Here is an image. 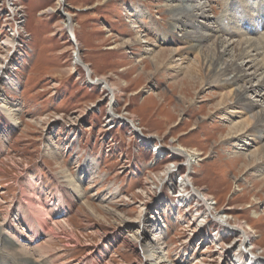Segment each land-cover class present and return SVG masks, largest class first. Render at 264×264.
<instances>
[{
    "label": "rangeland",
    "instance_id": "obj_1",
    "mask_svg": "<svg viewBox=\"0 0 264 264\" xmlns=\"http://www.w3.org/2000/svg\"><path fill=\"white\" fill-rule=\"evenodd\" d=\"M168 1L0 0V228L13 244L9 219L29 238L40 219L45 232L32 247L51 242L57 264H146L135 237L144 213L147 236L164 222L171 264H230L241 238L228 226L247 230L248 248L264 262V177L255 163L246 166L258 147L238 154L232 127L242 117L229 120L220 110V84L186 76L195 53L183 64L171 55L182 33L171 31ZM204 1L211 22L200 19V27L206 23L227 41L249 36L264 45V0ZM65 18L73 19L77 46ZM78 56L114 94L90 81L74 64ZM4 105L17 110L15 120ZM180 147L201 154L199 162L185 166L171 151ZM185 175L209 198L211 213L182 198L191 191ZM33 197L50 211L46 221L26 206ZM53 201L65 216L55 217ZM177 202L179 211L171 212ZM210 214L227 216L228 232Z\"/></svg>",
    "mask_w": 264,
    "mask_h": 264
},
{
    "label": "bare ground",
    "instance_id": "obj_2",
    "mask_svg": "<svg viewBox=\"0 0 264 264\" xmlns=\"http://www.w3.org/2000/svg\"><path fill=\"white\" fill-rule=\"evenodd\" d=\"M168 2H170L171 5H169L167 11L173 20L170 26L171 31L173 34L175 31H179L182 33L181 46L178 45L175 49L171 50V55L174 57H178L176 61H180L183 64L186 58H188L187 56L189 54L195 53L196 58L192 66L188 67L187 71L185 72L187 74L186 76L193 80L195 76L199 75L207 85H212L215 83L220 84L219 89L223 91V94L220 95V110H223V113L229 120L233 117H242V121L232 127V132L235 131L234 139L236 140V143H238L237 145L241 147L237 148V150L240 152L238 154H244V152L248 150L247 147H251L254 145L257 146V151L249 155V157L247 158L248 163H246V166L248 164L255 163V170L257 174H260V176L264 177V45L261 46L258 39H255L254 37L251 38L249 36L245 37V39H242V41H234L232 39L227 41L223 39V37H221L219 33L214 30V28L205 30V26H209L206 25V23H203L205 26L200 27L201 25L199 26V24H197L200 19H203L208 23L211 22L210 17L207 16V12H205L204 10L206 4L204 0H169ZM238 3V5H242L240 3V0ZM232 4L236 5V3L232 2L230 6ZM244 6H242L241 8H244ZM230 8L233 10L232 7ZM234 14L237 15L235 12ZM70 19L68 20L67 18H65V29L70 33L71 39L73 38V40L77 42L74 37V25L72 24ZM159 36L161 35L159 34ZM172 37H174V35ZM9 42L6 41V45L9 44ZM146 43L147 42H142L141 44ZM77 55L78 52H76V56ZM79 56L77 60H75L74 64L84 66L85 64L81 61ZM259 57H261L260 61H258ZM158 58L160 59V61H165L164 59H166V56L163 53ZM171 64L172 68H175V70H178V72L183 71L184 69L182 68V64L174 65L175 62H171ZM84 67L87 70L88 78L92 79L90 81H92L93 84L107 89L111 94L115 93V88L110 86L104 78L94 80L92 78L91 69H89L87 66ZM8 68L10 70L14 69V67L11 66ZM3 109L9 114L12 120H15L17 110H8L7 105H4ZM113 112V110H110V114L114 118L115 114ZM131 122L129 124L130 126L133 125V123ZM141 138L145 137L141 136ZM150 139L151 138H145V140L148 141H150ZM171 151L175 155L184 157L186 160L185 166L189 168L194 163L199 162L196 160V156L201 155H187V149L184 147L172 149ZM176 167L177 165L171 167V169H169L167 173L169 172L168 174H171L172 171H174V168L177 169ZM66 178L68 179V182L70 184H77L72 181L74 179L71 180L70 178H68V176H66ZM182 180L181 181L183 182L184 188H191V191L189 193H187L184 189L185 191L183 192H186L187 194L183 195L182 198L186 199L188 203L191 200L199 201L200 203L204 204V206H206L208 211L211 213L212 211L209 204V198L206 196V194L204 195L203 193L195 189V187H193L190 176L185 175L183 176ZM261 182H264V178L261 179L260 183ZM75 189L79 197L83 196V192L79 189V187ZM61 197L62 196L57 197L55 200L61 199ZM70 204L73 205L74 202H71ZM70 204L66 206L68 210L71 209ZM174 205V210H171V212L175 213L179 211L178 202V206L176 204ZM26 206L30 209L32 208L33 211L36 212V216L43 219V221H46L47 217L49 218L50 211L46 209L42 201L37 204L36 202H34L33 197V199L30 198L29 200H27ZM90 207H87L88 210H90ZM180 207H182V205H180ZM51 208L55 210L56 218L58 216H65V209H62L60 205H56L54 201L51 204ZM160 210H162V208ZM153 213L155 214L156 211H153ZM7 216L8 215L6 213V220L8 218ZM140 216L141 217L136 223V225H138L140 229L138 231L139 235L135 234L137 235L135 237L139 247H142V249L145 250L144 257L141 259L142 262H147L146 264H171L163 247V237L166 228L164 226V222L161 229L159 226H161L162 223H160L159 225L154 223L151 226V235L147 236V231L145 230L147 228V223H149L148 216L144 213H141ZM210 216L212 218H215V222L221 227H224L227 231V216L217 217L212 214H210ZM30 219L31 218L28 216V213L22 215L23 222H29ZM9 221L10 222L8 224L6 223L5 226L7 231L9 232V236L12 238V241H14L15 245L7 238H5L6 235L4 236L0 228V264L58 263L57 257H55V255H53L50 250L51 248L49 244L51 242L44 243V245H36L32 247L35 243L37 244L39 242L41 232H45L43 226L40 225V219H35L34 223L30 225V238L27 236L28 234L25 233L22 229L17 230V228H15L12 219H9ZM57 224L59 223L57 222ZM230 227L228 226L230 231L229 233H236L240 235L241 238V244L239 245V254L235 255L232 258L231 261L233 262H230V264H264V262L260 261V259L253 253V249H255L256 247L248 248L249 243H251L252 241V236L250 235V233L243 227ZM22 240L28 241L29 245H20L19 242ZM158 246L162 247L160 248ZM240 252L243 253V256L240 254ZM36 254L38 258H35Z\"/></svg>",
    "mask_w": 264,
    "mask_h": 264
},
{
    "label": "water",
    "instance_id": "obj_3",
    "mask_svg": "<svg viewBox=\"0 0 264 264\" xmlns=\"http://www.w3.org/2000/svg\"><path fill=\"white\" fill-rule=\"evenodd\" d=\"M72 40H73V38H72ZM74 41V40H73ZM75 44H76V42H75ZM76 46H77V44H76Z\"/></svg>",
    "mask_w": 264,
    "mask_h": 264
}]
</instances>
